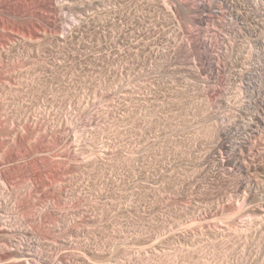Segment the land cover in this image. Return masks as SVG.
Here are the masks:
<instances>
[{"label":"rangeland","instance_id":"obj_1","mask_svg":"<svg viewBox=\"0 0 264 264\" xmlns=\"http://www.w3.org/2000/svg\"><path fill=\"white\" fill-rule=\"evenodd\" d=\"M30 1L0 8V264H264V0L241 2L263 66L236 46L214 73L192 0ZM247 134L261 158L234 160Z\"/></svg>","mask_w":264,"mask_h":264},{"label":"bare ground","instance_id":"obj_2","mask_svg":"<svg viewBox=\"0 0 264 264\" xmlns=\"http://www.w3.org/2000/svg\"><path fill=\"white\" fill-rule=\"evenodd\" d=\"M30 1V0H29ZM28 1V2H29ZM33 1V0H32ZM53 1V0H52ZM52 1H48V0H34V2H35V4L36 3H40L41 4V6H43V8L44 7H49V8H51L52 7V3H54V1L52 2ZM64 1V0H63ZM77 1H80V0H77ZM95 1H97V0H95ZM109 0H107V2H108ZM115 1V0H114ZM19 2H20V4H22L23 3V0L22 1H20V0H0V8H5V7H7L8 9H9V12H10V9H11V7H18V9L19 10H21L22 9V6L21 7H19L20 5H19ZM22 2V3H21ZM25 2L28 4V2L25 0ZM31 2V1H30ZM65 2H66V4H73V2H74V0H65ZM88 2V1H87ZM103 2H106L105 0H101V5L103 4ZM110 2V1H109ZM179 2V1H178ZM75 4H76V1L74 2ZM82 5H84L82 2H80ZM85 3V2H84ZM165 3V2H164ZM183 3V2H182ZM25 4V3H24ZM33 4V3H32ZM32 4H30L31 6H32ZM40 4H38V5H40ZM56 4V3H55ZM61 4V3H60ZM64 4V3H63ZM91 4V3H90ZM94 4V3H93ZM96 4V3H95ZM107 4V3H106ZM106 4H103V6H105ZM18 5V6H17ZM29 5V4H28ZM70 5V6H71ZM74 5V4H73ZM72 5V6H73ZM79 5V4H78ZM113 5V4H112ZM181 6H182V4H180ZM228 5H230V10H231V12H233V14L230 12V15L228 14V15H226V18H229L230 20H239L240 18H241V16H242V12H241V10L240 9H237V11H235L234 9L236 8V6L235 5H233L232 3H230V2H227V6ZM255 5V4H254ZM10 6V7H9ZM24 6V5H23ZM25 6H27V5H25ZM30 6V7H31ZM55 6V5H54ZM57 6V5H56ZM61 6V5H60ZM59 6V7H60ZM76 6V5H75ZM87 6V5H86ZM89 6V5H88ZM92 6V5H91ZM98 6V5H97ZM169 6V5H168ZM184 6V7H183ZM182 7H180V8H183V11L185 12V11H187V13L189 12V10L190 9H192V8H190V5L189 4H185V5H183ZM192 6V5H191ZM35 7H37V6H35ZM61 7H64V5H62ZM66 7V6H65ZM78 7V6H77ZM93 7H95V6H93ZM100 7V6H99ZM98 7V8H99ZM102 7V6H101ZM107 7V6H106ZM109 7V6H108ZM188 7L190 8V9H188ZM193 7V6H192ZM7 8H5L6 10L5 11H7ZM26 8V7H25ZM33 9H34V7H32ZM31 8V9H32ZM38 8H39V6H38ZM41 8V7H40ZM55 9L56 7H52V9ZM58 8V7H57ZM68 8H69V6H68ZM67 8V10H69L70 8H72V7H70L69 9ZM73 8H76V7H73ZM79 8V7H78ZM77 8V9H78ZM81 8L83 9V7L81 6ZM89 8V7H88ZM95 8H97V7H95ZM17 9V10H18ZM52 9H50V10H52ZM82 9H79V10H82ZM85 9V8H84ZM83 9V10H84ZM102 9V8H101ZM109 9V8H108ZM107 9V10H108ZM112 9V8H111ZM13 10V9H12ZM16 10V9H15ZM16 10V11H17ZM23 10H27V9H24V7H23ZM35 10V9H34ZM33 10V11H34ZM40 10V9H39ZM45 10H47V9H45ZM44 10V11H45ZM56 10V9H55ZM86 10V9H85ZM193 10L195 11V7H193ZM202 10H210V2H202ZM5 11H2V10H0V12H5ZM28 11V10H27ZM27 11H24L25 12V14H26V12ZM53 11V10H52ZM51 11V12H52ZM57 11V10H56ZM61 11V10H60ZM102 11H103V9H102ZM101 11V12H102ZM12 12V11H11ZM13 12H15L14 10H13ZM13 12H12V14H13ZM50 12V11H49ZM83 11H80V14H83L82 13ZM107 12V11H106ZM190 12H193L192 10L190 11ZM189 12V13H190ZM18 13H20V12H18ZM27 13H30V12H27ZM53 13V12H52ZM55 13H57V12H55ZM186 13V12H185ZM218 14L219 13H221V11H218L217 12ZM222 13H224V14H226V12L225 11H222ZM6 14H8V12L6 13ZM10 14V13H9ZM12 14H10V15H12ZM15 14V16H16V12L14 13ZM20 14H22V13H20ZM24 14V13H23ZM22 14V15H23ZM104 14V13H103ZM102 14V15H103ZM32 16L34 15V14H31ZM52 15V14H51ZM84 15V14H83ZM108 15V14H107ZM264 15V14H263ZM14 16V15H13ZM18 16H19V14H18ZM21 16V15H20ZM19 16V17H20ZM31 16V17H32ZM55 16V15H54ZM188 18H189V20H190V17H189V14H187L186 15ZM193 16V15H192ZM49 17H51V16H49ZM105 17V16H104ZM103 18V17H102ZM186 18V17H185ZM40 19V18H39ZM194 20H192V21H196V22H198L199 24H203V23H205V21H207V20H203V19H201V18H197V17H194L193 18ZM45 20V19H44ZM47 21V20H46ZM51 21V20H50ZM53 21H55V20H53ZM191 21V20H190ZM210 21V20H209ZM258 21V20H257ZM48 22V21H47ZM189 22V21H188ZM3 24H4V22H3ZM262 24H263V22H262ZM261 24V25H262ZM1 25V24H0ZM54 25V24H53ZM56 25V24H55ZM3 26H5V25H3ZM2 27V26H1ZM57 27V26H56ZM264 27V26H263ZM5 28V27H4ZM253 28V27H252ZM6 29V28H5ZM255 30V29H254ZM2 31H4V30H2ZM39 31V30H38ZM6 31H4V33H5ZM25 32V31H24ZM29 33H31V32H29ZM13 34V33H12ZM25 34V33H24ZM23 34V35H24ZM3 35H8V33H6V34H3ZM45 35V34H44ZM43 35V36H44ZM252 35V34H251ZM2 36V35H1ZM12 36V35H11ZM10 36V37H11ZM17 36H19L18 34H17ZM32 36V35H31ZM42 36V35H41ZM239 36H241L242 37V35H241V33H239ZM260 36V35H259ZM6 37V39H7V41H8V37L7 36H4V38ZM9 37V38H10ZM24 38V37H23ZM37 38V37H36ZM35 38V39H36ZM262 38V37H261ZM11 39V38H10ZM15 39V38H14ZM32 40H33V38H31ZM30 39V40H31ZM4 40V39H3ZM2 40V41H3ZM17 40V39H16ZM38 40H40V39H38ZM1 41V40H0ZM5 41V40H4ZM7 41H5V43L7 42ZM36 41V40H35ZM46 41V40H45ZM255 40H250L248 43H249V46H248V44H245L244 43V41H242V42H240V43H235L234 45H231L230 46V49H232L233 47H238V50H239V56H238V58H236V62H241V59L242 58H244V57H246V59H248L247 60V62H248V64H247V67L249 68V69H251V70H253L254 68H256V65H258V66H260V63H261V60H258L259 59V54H258V49H257V46H256V44H253V42H254ZM9 42H10V40H9ZM19 42V41H18ZM17 42V43H18ZM40 41H38V43L36 42V44H39V45H42V44H40L39 43ZM3 43V42H2ZM1 43V44H2ZM8 43V42H7ZM24 43V42H23ZM252 43V44H251ZM4 44V43H3ZM13 44V43H12ZM44 44V43H43ZM46 44V43H45ZM16 45V44H15ZM33 45V44H32ZM200 47L202 48V50H203V55H204V59H205V62H204V65L205 66H207V69L209 70V71H211V73H214L215 71H219L220 70V65L222 64V61H225V60H227L228 59V56H229V49H227L226 50V53H224L223 55L218 51L217 53H215V52H211V46L209 45V43H207V42H205V41H203L202 43H200ZM1 46H3V45H1ZM7 46V45H6ZM34 46H36V45H34ZM38 46V45H37ZM10 47H12V46H10ZM9 47V48H10ZM31 47V46H30ZM39 47V46H38ZM249 47V48H248ZM3 48V47H2ZM8 48V47H7ZM37 48V47H36ZM40 48V47H39ZM42 48V47H41ZM4 49V48H3ZM236 49V48H235ZM247 49H248V56H245V53H246V51H247ZM4 51H6V50H4ZM1 53V52H0ZM2 54V53H1ZM0 54V55H1ZM4 54V53H3ZM202 55V56H203ZM4 58V57H3ZM1 60V59H0ZM2 63V62H1ZM244 64V63H243ZM249 65V66H248ZM43 67V66H42ZM200 72V71H199ZM241 72V71H240ZM247 77L248 78H250V81H248L247 83H245V85H241V90H243V89H245L248 93H250V89L252 88V85H251V77H252V75H253V72H249V71H247ZM11 77V76H10ZM263 78V77H262ZM1 80V79H0ZM8 80V79H7ZM13 80V79H12ZM15 80V79H14ZM2 81H3V79H2ZM8 81H10L9 83H11V80H8ZM16 81V80H15ZM264 81V80H263ZM1 82V81H0ZM2 83V82H1ZM6 83V82H5ZM7 84V83H6ZM8 85V84H7ZM11 85V84H10ZM209 87V86H208ZM207 88V87H206ZM210 89H212V88H210ZM264 89V88H263ZM211 91V90H210ZM207 92V91H206ZM260 115V116H259ZM254 117H255V119H259V121L261 122V126H259V127H257L258 128V130H257V135H258V133H263V131H262V129H261V127L263 128L264 127V104H263V109H261L259 112H255V114L253 115ZM253 117V118H254ZM253 120V119H252ZM255 121V120H254ZM258 121V120H257ZM254 123H256V121L254 122ZM257 125V124H256ZM260 125V124H259ZM258 126V125H257ZM253 130V129H252ZM256 132V131H255ZM252 133V132H251ZM256 135V136H257ZM260 135V134H259ZM262 135V134H261ZM247 136H248V134H247ZM255 136V135H254ZM254 136H248L249 138H245L244 140H242V142H240L241 144H240V146L238 145V147H239V149L238 150H236L235 151V153H234V160H237V159H240L241 160V158L244 160L245 159V157H247V156H253V158H256V157H259V158H261V155H259V156H257L255 153L257 152V151H253L254 150V148H249V144L252 142V140L250 139V138H253ZM260 137V136H259ZM243 138H244V136H243ZM249 139H250V143H249ZM258 139V138H257ZM263 139V138H262ZM262 139H261V142H262ZM241 141V140H240ZM222 142V141H221ZM219 143V145L221 146V147H225V145L223 146V144L222 143ZM256 142H259L258 140H256ZM261 142H259V144H261ZM264 142V141H263ZM218 144V143H217ZM238 144V143H237ZM252 144V143H251ZM264 145V144H263ZM237 146V145H236ZM251 146V145H250ZM227 148H228V146H227ZM234 149V148H233ZM235 150V149H234ZM233 152V151H232ZM263 157H264V154H263ZM231 158V160H232V157H230ZM252 158V157H251ZM264 159V158H263ZM230 160V161H231ZM239 160V161H240ZM242 160V161H243ZM253 160H255V159H253ZM262 160V159H261ZM229 161V160H228ZM238 161V160H237ZM236 161V162H237ZM235 162V163H236ZM230 163H233V162H230ZM228 164H229V162H228ZM227 164V165H228ZM222 165H226V164H222ZM233 165V164H232ZM236 165V164H235ZM241 165V164H240ZM228 166H230V164L228 165ZM234 166V165H233ZM222 167H225V166H222ZM236 167V166H235ZM239 167V166H238ZM226 169H227V166L225 167ZM240 168V167H239ZM248 169H249V167H247ZM229 169V168H228ZM247 169V171H249ZM240 170V169H239ZM242 170H243V166H242ZM246 170V169H245ZM244 173H245V171H243ZM262 182V181H261ZM250 183V182H249ZM248 185V184H247ZM245 187H247V186H245ZM249 187H252L251 186V184H249ZM264 189V188H263ZM246 190H247V188H246ZM248 190H250L252 193H251V195H253L254 196V198H253V200H251L252 198V196L251 197H249V199H250V203H251V201H255V202H259L260 201V198L258 197V193L256 194L255 192H253L254 191V188L252 187L251 189L249 188ZM256 191H258V190H256ZM261 191V190H260ZM264 191V190H263ZM4 193V192H3ZM5 194V193H4ZM261 195V194H260ZM1 196V195H0ZM2 196H4V195H2ZM257 198H259V200L257 199ZM248 199V200H249ZM246 200V199H245ZM1 201V200H0ZM3 201V200H2ZM261 201H262V203H260L259 202V204H262V205H260L259 206V204L257 203V205L258 206H255V207H257L256 209L254 208V210L253 211H255V212H257V215H259V217H257V216H255V218L257 217V218H260V219H255V220H260L261 222H263L264 221V198L263 197H261ZM4 202V201H3ZM7 202V201H6ZM252 202V203H253ZM5 203V202H4ZM244 203H246V202H244ZM252 203H251V205H252ZM1 204H3V203H1ZM247 204V203H246ZM8 205V204H7ZM7 205H6V207H7ZM250 205V204H249ZM5 207V208H6ZM229 207V206H228ZM233 207V206H232ZM4 208V209H5ZM229 209V208H228ZM233 209V208H232ZM229 210H231V208L229 209ZM1 214V213H0ZM248 217H251V216H248ZM248 217H247V219H248ZM254 217V216H253ZM261 217H263V221L261 220ZM9 219V218H8ZM8 219H6V220H8ZM251 219H252V217H251ZM5 220V221H6ZM12 220V219H11ZM245 220H246V218H245ZM3 221V220H2ZM1 221V222H2ZM8 221H10V220H8ZM14 221V220H13ZM4 222V221H3ZM252 222V221H251ZM256 222V221H255ZM254 222V223H255ZM259 222V221H258ZM8 222L6 221L5 222V224H7ZM10 223V222H9ZM8 223V224H9ZM18 223V222H17ZM264 223V222H263ZM263 223H260L261 225L263 224ZM0 224H2V223H0ZM14 224V223H13ZM204 224H205V222H204ZM240 224V223H239ZM242 224H245L244 226H246V224H247V222L246 223H242ZM249 224H250V221H249ZM249 224H248V226H249ZM251 224H253V223H251ZM250 224V226H252ZM258 224V223H257ZM260 224H258V225H260ZM3 225H4V223H3ZM241 225V224H240ZM261 225H260V227H261ZM16 228H18V225L16 224ZM243 226V225H242ZM255 226H257V225H255ZM263 226V228L261 229V231H259V232H262L263 230H264V225H262ZM2 226H0V228H1ZM10 227V229L12 228H14V226L12 227V226H9ZM260 227L258 226V228H259V230H260ZM239 228V227H238ZM243 227H241L240 226V229L241 230H243L242 229ZM248 228V227H247ZM250 228V227H249ZM257 228V229H258ZM5 230H8V228L6 229V228H4ZM3 228H2V231L4 230ZM9 229V230H10ZM230 229H231V227H230ZM251 229V228H250ZM8 230V231H9ZM11 231V230H10ZM15 231V230H14ZM16 231H17V229H16ZM21 231V230H20ZM19 231V232H20ZM246 231H249V229H247ZM243 232V231H242ZM4 233H5V231H4ZM3 233V236H5V234ZM8 233V232H7ZM11 233V232H10ZM12 234V233H11ZM24 235V234H23ZM7 237H11L10 236V234L9 235H7ZM6 237V238H7ZM8 238V239H9ZM14 239V238H13ZM22 240V239H21ZM9 241V240H8ZM19 241V240H18ZM11 242V241H10ZM15 243H17V242H15ZM9 244V243H8ZM14 244V243H13ZM17 244H19V243H17ZM15 245V244H14ZM8 250H11L10 248H8ZM32 252V249L31 248H24V247H22L21 245H19V247H14V249L12 248V250L8 253V255H7V250H6V255L7 256H10V258L12 259V257H14L16 260L15 261H18L19 263L21 262V264L25 261H29V257H33L34 255V252H33V254L31 253ZM5 253L3 254V256H5ZM35 254H37V253H35ZM6 256V257H7ZM38 256V255H37ZM40 257V256H39ZM8 258V257H7ZM29 258V259H28ZM37 258V257H36ZM41 258V257H40ZM40 258H37V259H40ZM31 260V259H30ZM40 260H42V259H40ZM14 261V262H15ZM36 261V260H35ZM30 262V261H29ZM34 262V261H33ZM38 262V261H37ZM31 263H32V261H31Z\"/></svg>","mask_w":264,"mask_h":264},{"label":"built area","instance_id":"obj_3","mask_svg":"<svg viewBox=\"0 0 264 264\" xmlns=\"http://www.w3.org/2000/svg\"><path fill=\"white\" fill-rule=\"evenodd\" d=\"M242 1L244 0H192L187 3L195 7V16L197 18L199 17L203 20H210V26L213 27L214 32L209 33L208 38L204 39L203 41L209 43L212 48L211 52L213 51L217 53L219 51L223 55L224 53H226L227 49H230L231 45H234L236 42L240 43L242 41H244L245 44H248L249 46L248 42L252 37L250 36L251 34L248 31L249 28H247L243 23L244 14L241 3ZM202 2H210V10H202ZM227 2H230L236 6V8L234 9L235 11H237V9L241 10L242 16L239 20H230L229 18H226V15H230L231 12L230 5L227 6ZM218 11H221V13L218 14ZM222 11H225L226 14L222 13ZM231 13L233 14V12ZM219 28L223 29V32L225 33L221 34ZM244 30H246V32L250 36L248 39L244 36ZM239 33H241L242 37L239 36ZM220 35L221 38H219ZM218 38L222 41L220 46ZM231 39L233 42L230 44ZM225 43H227V45ZM259 53L260 51L258 47V54ZM258 56L260 57V54ZM258 60H260V58ZM261 66H263L262 60L260 66L256 65V68Z\"/></svg>","mask_w":264,"mask_h":264}]
</instances>
